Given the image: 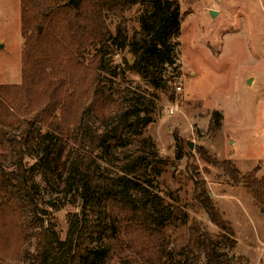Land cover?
Segmentation results:
<instances>
[{"label":"trees","instance_id":"1","mask_svg":"<svg viewBox=\"0 0 264 264\" xmlns=\"http://www.w3.org/2000/svg\"><path fill=\"white\" fill-rule=\"evenodd\" d=\"M21 2L24 37L36 19L55 16L60 32L94 33L108 52L128 44L126 11L147 4L130 43L134 69L145 79L160 78L178 62L179 0H79L54 8L48 0ZM110 16L119 19L115 32ZM127 94L113 81L0 85V264H108L113 256L115 264H229L221 240L208 229L190 223L181 250L163 230L168 221L188 223L189 215L180 206L163 205L149 188V166L157 154L148 150L152 137L130 135L141 108L139 98L130 102ZM220 116L213 112L216 128ZM182 156L178 143L177 157ZM202 157L249 189L264 214V176L257 177L255 169L242 174L230 159ZM99 159L120 173L105 172ZM39 175L59 197H45ZM200 195L212 220L233 233L208 191ZM79 202L62 239L54 213Z\"/></svg>","mask_w":264,"mask_h":264},{"label":"rangeland","instance_id":"2","mask_svg":"<svg viewBox=\"0 0 264 264\" xmlns=\"http://www.w3.org/2000/svg\"><path fill=\"white\" fill-rule=\"evenodd\" d=\"M48 1L51 8L70 3ZM179 3L178 62L160 78L145 79L133 67L136 56L130 43L141 28L147 4L136 3L126 11L128 44L108 52L94 40V33L60 32L55 16L45 22L36 19L24 37L21 0H0V85L113 81L126 88L128 100L139 98L141 108L139 124L130 135L152 137L154 146L148 150L157 154L149 166L153 169L149 188L163 205L180 206L189 215L186 224L174 226L168 221L163 226L176 249L188 243L193 223L221 240L219 249L229 264H264V214L252 193L202 157L230 159L242 174L255 169L257 177L264 176V0ZM107 21L115 32L119 19L110 16ZM214 111L221 114L218 128L212 120ZM128 147L135 149L132 144ZM98 162L105 172L120 173L111 164ZM37 178L45 197H59L43 177ZM204 190L233 233L212 220L200 199ZM80 208V202L68 204L54 213L62 239L69 226L68 214ZM117 262L115 256L108 260V264Z\"/></svg>","mask_w":264,"mask_h":264},{"label":"water","instance_id":"3","mask_svg":"<svg viewBox=\"0 0 264 264\" xmlns=\"http://www.w3.org/2000/svg\"><path fill=\"white\" fill-rule=\"evenodd\" d=\"M79 2V0H70V3L73 5H77V3ZM212 14L215 15L216 11L212 10ZM40 28V27H39ZM2 47V45L0 44V48ZM191 148L193 147L192 144H190Z\"/></svg>","mask_w":264,"mask_h":264},{"label":"built area","instance_id":"4","mask_svg":"<svg viewBox=\"0 0 264 264\" xmlns=\"http://www.w3.org/2000/svg\"><path fill=\"white\" fill-rule=\"evenodd\" d=\"M177 88L180 89V90L182 89L181 86H178ZM170 112L172 113L173 112V109H171Z\"/></svg>","mask_w":264,"mask_h":264}]
</instances>
